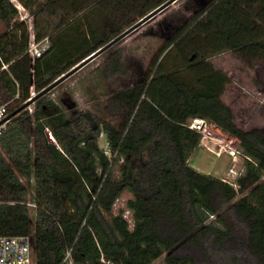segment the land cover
<instances>
[{
	"label": "trees",
	"instance_id": "obj_1",
	"mask_svg": "<svg viewBox=\"0 0 264 264\" xmlns=\"http://www.w3.org/2000/svg\"><path fill=\"white\" fill-rule=\"evenodd\" d=\"M18 1L34 17L36 41L51 47L33 60L19 8L0 0V103L15 113L0 135V235L30 234L38 264H69V249L74 264H153L165 254L167 264H264V131L236 123L223 100L232 80L211 62L233 52L250 69L264 64V0L211 2L162 46L144 81L91 110L70 107L71 116L40 93L168 0H118L121 22L109 32L103 11L91 13L103 0ZM122 72L114 51L104 77ZM189 116L240 141L235 182L191 165L203 135ZM126 190L133 227L124 209L113 212Z\"/></svg>",
	"mask_w": 264,
	"mask_h": 264
},
{
	"label": "rangeland",
	"instance_id": "obj_2",
	"mask_svg": "<svg viewBox=\"0 0 264 264\" xmlns=\"http://www.w3.org/2000/svg\"><path fill=\"white\" fill-rule=\"evenodd\" d=\"M87 1L89 0H79V3ZM213 1L215 0H176L154 18H150L124 36L111 46V49H107L80 67L52 88L48 96L62 105L67 115L71 116L75 110L70 107L80 108L83 111L91 110L97 102L104 100L112 91L128 88L144 81L150 73L153 59L162 46L189 23L197 12L202 11ZM102 9L103 2L91 13L100 17ZM19 11L15 21H25L31 32L34 28V18L26 9L21 8ZM2 29L3 24L0 21V30ZM114 51H120L122 54L124 72L106 80L103 73L104 66L107 57ZM166 53L167 51L161 57V59L165 57L164 64L170 62V56H166ZM211 62L232 80V83L227 86L228 89L226 88L225 98L234 112L236 123L246 129L259 126L264 131V64H259L256 69H250L233 52L214 56ZM34 107L35 103L31 102L27 108L31 111L30 109ZM222 132L223 138H216L211 135L213 132H208L207 137L211 139V143H205L207 145L203 147V154L199 146L198 152L190 159V163L201 172L235 182L237 176L231 170L235 169L238 159L244 161L242 146L237 138ZM100 143L103 149L108 148L103 135ZM29 191L31 198L34 192L32 188ZM131 197L132 194L128 190L124 191L117 200L113 212L118 214L124 209V216L133 227L132 212L126 207ZM31 211L34 216L35 209L32 208ZM165 255L153 264H167ZM104 264L113 263L104 262Z\"/></svg>",
	"mask_w": 264,
	"mask_h": 264
},
{
	"label": "built area",
	"instance_id": "obj_3",
	"mask_svg": "<svg viewBox=\"0 0 264 264\" xmlns=\"http://www.w3.org/2000/svg\"><path fill=\"white\" fill-rule=\"evenodd\" d=\"M12 1L19 9L22 8L18 0ZM50 47L51 43L48 38L38 42L35 39V31L33 29L31 30L30 47L28 52L32 56L33 60L41 57ZM4 67L6 68L7 66L5 65ZM35 94L34 87H32V96H35ZM30 110L31 112L33 111L32 108ZM9 116L10 114L8 104L0 103V135L10 121ZM186 125L191 129L202 133L203 138H208V132H213L211 135L216 136V138L224 137L220 128L215 127L214 125L207 122L204 118L198 116H189L186 120ZM45 135L49 142L51 139H55V141L59 144L50 128L45 129ZM104 152L109 157L116 156V154H113L108 148L104 149ZM234 168L235 169H232L231 172L238 177L244 170V161L238 159ZM240 170H242V172H239ZM64 262L74 264L71 249L67 251ZM0 264H38L32 244V236L30 234L11 236L0 235Z\"/></svg>",
	"mask_w": 264,
	"mask_h": 264
},
{
	"label": "water",
	"instance_id": "obj_4",
	"mask_svg": "<svg viewBox=\"0 0 264 264\" xmlns=\"http://www.w3.org/2000/svg\"><path fill=\"white\" fill-rule=\"evenodd\" d=\"M175 1L176 0H169L166 3H164L163 5H161L160 7H158L155 11H153L148 16H146L145 18H143L141 21H139L138 23H136L134 26H132L131 28H129L122 35L118 36L117 38H115L114 40H112L110 43H108L104 47L100 48L97 52H95L90 57H88L87 59H85L84 61H82L81 63H79L77 66H75L71 71H69L68 73L64 74L62 77H60L58 80H56L52 85H50L49 87H47L46 89H44L40 93V95H43V94L48 93L52 88H54L55 86H57L64 79H66L71 74H73L75 71H77L80 67H82L83 65H85L87 62H89L93 58H95L97 55H99L102 52H104L107 49H109L111 46H113L118 41H120L124 36H126L127 34H129L130 32H132L133 30L137 29L139 26H141L142 24H144L147 20H149L150 18H152L157 13L161 12L163 9H165L166 7H168L171 3L175 2ZM32 101H34V100H32ZM14 115H15V113L12 114V115H10L9 116V119L12 118V116H14ZM49 144L53 148V150L56 151L57 153L63 152V150L61 151V149H62L61 146L55 141V139H51L50 142H49Z\"/></svg>",
	"mask_w": 264,
	"mask_h": 264
},
{
	"label": "crops",
	"instance_id": "obj_5",
	"mask_svg": "<svg viewBox=\"0 0 264 264\" xmlns=\"http://www.w3.org/2000/svg\"><path fill=\"white\" fill-rule=\"evenodd\" d=\"M157 1H159V0H157ZM169 1V0H168ZM72 3V1H68V3L67 4H71ZM166 3V2H165ZM60 4V3H59ZM20 5H21V7L23 8V9H26L21 3H20ZM166 9V8H165ZM165 9H163V10H165ZM27 10V9H26ZM156 10V9H155ZM155 10H153V11H155ZM162 10V11H163ZM28 11V10H27ZM123 10H122V8H120L119 6H118V0H103V14H105V17H104V19L105 20H107V23H106V26H103V31H106V32H109V31H112V30H114L116 27V25H115V23L113 22V21H120L121 22V17L119 16V14L122 12ZM152 11V12H153ZM161 11V12H162ZM29 12V11H28ZM152 12H150V13H152ZM161 12H159V13H161ZM123 13V12H122ZM149 13V14H150ZM148 14V15H149ZM158 14V13H157ZM156 14V15H157ZM147 15V16H148ZM156 15H154L152 18H154ZM32 17H33V15H32ZM146 17V16H145ZM145 17H143V18H145ZM34 18V17H33ZM143 18H141L139 21H141ZM138 21V22H139ZM137 22V23H138ZM136 24V23H135ZM134 24V25H135ZM133 25V26H134ZM132 27V26H131ZM130 27V28H131ZM109 30V31H108ZM128 30V29H127ZM126 30V31H127ZM124 33V32H123ZM122 33V34H123ZM121 34V35H122ZM218 68V67H217ZM219 69V68H218ZM225 73V72H224ZM226 74V73H225ZM227 89H228V87H227ZM226 93V92H225ZM223 100L226 102V98H225V94H224V96H223ZM227 103V102H226ZM229 105V104H228ZM236 121V120H235ZM222 130V129H221ZM223 131V130H222ZM230 137H233V136H231L230 135ZM211 139H209V138H203L202 139V141H201V143H200V148L202 149V154H203V147H205V145H207V144H205V143H211V141H210ZM238 140V139H237Z\"/></svg>",
	"mask_w": 264,
	"mask_h": 264
}]
</instances>
